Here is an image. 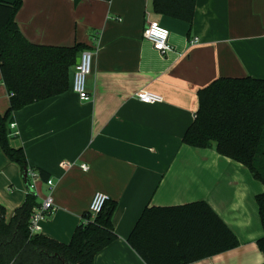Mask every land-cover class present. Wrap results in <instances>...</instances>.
Returning <instances> with one entry per match:
<instances>
[{"label": "crops", "instance_id": "obj_1", "mask_svg": "<svg viewBox=\"0 0 264 264\" xmlns=\"http://www.w3.org/2000/svg\"><path fill=\"white\" fill-rule=\"evenodd\" d=\"M146 18L169 31L170 52L162 55L144 40ZM14 21L30 43L82 44L92 52L89 101L72 91L71 69L64 94L13 114L11 145L22 147L29 169L53 182L54 210L41 223V236L68 244L93 195L102 193L116 205L117 239L94 264H145L127 243L145 207L204 201L239 245L191 264H264L256 245L264 236L255 201L262 184L215 146L182 143L200 89L220 77L264 79V0H197L192 24L156 15L152 0H22ZM141 90L163 102L141 103L135 96ZM8 105L0 82V114ZM46 193L41 179L35 206ZM26 194L21 168L0 150L6 221Z\"/></svg>", "mask_w": 264, "mask_h": 264}, {"label": "trees", "instance_id": "obj_2", "mask_svg": "<svg viewBox=\"0 0 264 264\" xmlns=\"http://www.w3.org/2000/svg\"><path fill=\"white\" fill-rule=\"evenodd\" d=\"M21 3L0 0V82L9 96L8 108L0 114V150L22 174L26 168L27 174L22 147L11 145L13 114L64 94L76 59L87 49L82 44L56 47L27 41L14 21ZM196 4L197 0H152L156 15L187 24L194 20ZM182 143L198 150L215 146L220 156L242 164L264 187V79L220 77L200 89L194 119ZM37 172L47 180L42 171ZM27 183L30 187L28 177ZM35 197L27 191L8 221L0 206V264H94L95 256L117 239L111 223L116 205L110 200L93 219L84 214L68 244L31 236L27 226ZM255 201L264 231V191ZM127 243L145 264H191L239 245L234 233L204 201L146 206ZM256 245L264 254V236Z\"/></svg>", "mask_w": 264, "mask_h": 264}, {"label": "built area", "instance_id": "obj_3", "mask_svg": "<svg viewBox=\"0 0 264 264\" xmlns=\"http://www.w3.org/2000/svg\"><path fill=\"white\" fill-rule=\"evenodd\" d=\"M73 1V0H71ZM142 37L152 45V48L162 54L172 50L168 44L169 31L161 26L156 21H150L146 18V26L143 29ZM198 39L194 38L191 43H197ZM92 67V52L83 51L78 57V63L72 68V91L78 96V99L83 102H87L91 99L90 94L86 90V78L91 73ZM136 98L143 104L153 105L163 102V98L157 94L141 90L136 93ZM14 126L12 123L10 127ZM12 137H14L11 134ZM66 166L69 164L65 163ZM83 170H86V166L81 165ZM27 177L29 179L30 188L36 190V183L41 180L37 171L28 169ZM47 187V193L41 199V201L34 207L31 212L27 230L31 236L40 235L41 223L46 219L48 214L54 210L53 201L51 198V190L53 188V182L50 179L44 181ZM109 201L108 197L102 193H95L92 197L88 208V214L93 219L99 213L102 212L105 204ZM86 222V221H84Z\"/></svg>", "mask_w": 264, "mask_h": 264}, {"label": "water", "instance_id": "obj_4", "mask_svg": "<svg viewBox=\"0 0 264 264\" xmlns=\"http://www.w3.org/2000/svg\"><path fill=\"white\" fill-rule=\"evenodd\" d=\"M78 63V58L76 59V64ZM23 180L25 182L26 188L28 192H32L35 195L34 190H32L27 183V174H26V168L23 169V174H22Z\"/></svg>", "mask_w": 264, "mask_h": 264}]
</instances>
